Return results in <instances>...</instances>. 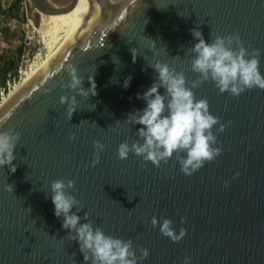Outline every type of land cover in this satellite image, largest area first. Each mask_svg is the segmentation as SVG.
<instances>
[{
  "label": "water",
  "instance_id": "water-1",
  "mask_svg": "<svg viewBox=\"0 0 264 264\" xmlns=\"http://www.w3.org/2000/svg\"><path fill=\"white\" fill-rule=\"evenodd\" d=\"M28 2L35 26L39 13L74 9L75 19L56 51L0 107V130L20 133L16 171L0 167V264H84L79 244L62 227L63 216L54 214L51 182L57 179L75 182L67 192L79 201L72 212L81 223L132 240L137 256L147 249L142 264H185L186 258L189 264H264V90L232 96L210 79L192 88L219 118L212 132L213 148L221 151L191 175L180 170L183 151L159 166L133 153L117 156L121 142H143L141 125L127 115L145 106L136 93L157 80L151 65L167 63L183 72L188 87L202 79L191 70L190 50L198 42L191 30L209 43L239 35L249 52L260 51L264 74V0ZM232 47H238L235 41ZM70 66L82 81L77 89L67 87ZM89 77L97 94L85 97L80 89L88 91ZM61 97L68 100L61 103ZM72 97L77 107L69 119ZM94 141L105 145L95 166ZM153 217L170 219L175 233L183 228L185 236L173 242L159 223L153 227Z\"/></svg>",
  "mask_w": 264,
  "mask_h": 264
},
{
  "label": "clouds",
  "instance_id": "clouds-1",
  "mask_svg": "<svg viewBox=\"0 0 264 264\" xmlns=\"http://www.w3.org/2000/svg\"><path fill=\"white\" fill-rule=\"evenodd\" d=\"M191 35L198 41L190 50L195 53L191 70L199 73L202 79L188 87L183 72H176L167 63L157 62L151 65L158 74L157 80L142 93H136V98L143 100L145 106L127 115L128 122L141 125L137 132L143 142H121L117 148L119 159H127L133 153L143 161L159 166L161 161L167 162L174 153L183 151L185 156H177L180 170L185 175H191L221 151L220 148H213L217 137L212 132L219 118L210 113L206 99H196L192 88L210 79L220 93L227 92L232 96L253 88L264 90V74L259 69L261 53L258 49L249 52L242 45L239 35L216 36L211 43L203 38L200 30H191ZM233 41L238 47H232ZM151 48H155V42H152ZM131 51L135 62L137 50ZM69 75L71 80L67 87L77 89L82 81L77 77L74 66L69 67ZM131 80V76L124 80L125 90L130 87ZM89 82L91 87L88 91L80 89V94L85 97L89 93L92 96L97 94L94 78L89 77ZM161 88L165 89L166 94L160 92ZM66 100L68 97H61L60 102L64 103ZM76 107V98L72 97L67 110L69 119ZM223 130L224 125H221L219 131ZM19 139L20 133L12 128L0 130V167L7 165L13 173L16 171L13 164L16 159L14 151ZM70 139H75L74 133ZM93 146L95 151L92 164L95 166L100 161V153L105 145L94 141ZM74 187L75 182L71 179L67 183L63 179L53 180L51 200L55 216H63L62 227L69 232L68 238L79 244L84 264H142L149 255L147 249H140L141 254L137 256L132 240L106 235L100 227H94L92 222L81 223V217L72 212L79 201L67 192ZM7 190L13 189L8 185ZM84 219H88L87 214ZM158 223L160 232L173 242L179 241L186 234V230L182 228L177 235L170 219L165 218L161 222L153 217V227ZM185 264H189L188 258L185 259Z\"/></svg>",
  "mask_w": 264,
  "mask_h": 264
},
{
  "label": "rangeland",
  "instance_id": "rangeland-1",
  "mask_svg": "<svg viewBox=\"0 0 264 264\" xmlns=\"http://www.w3.org/2000/svg\"><path fill=\"white\" fill-rule=\"evenodd\" d=\"M0 2L5 8H8L10 5H14L16 0H0ZM22 11L26 14L24 18L20 16ZM11 13L5 16L0 14V63L6 62L10 69L16 67L19 73L18 79L9 85V91L19 81V71L28 69L32 58L39 52L42 40L41 33L32 23L28 0L21 2L19 10L16 11L18 14L15 11ZM7 94L0 97V102Z\"/></svg>",
  "mask_w": 264,
  "mask_h": 264
},
{
  "label": "bare ground",
  "instance_id": "bare-ground-1",
  "mask_svg": "<svg viewBox=\"0 0 264 264\" xmlns=\"http://www.w3.org/2000/svg\"><path fill=\"white\" fill-rule=\"evenodd\" d=\"M35 13V10H33ZM75 19L74 9L61 14L45 15L39 13L38 26L35 28L41 33V47L39 52L32 58L28 69L20 71L19 81L10 89L8 95L4 96L0 102V107L28 80L56 51ZM35 20V17H34ZM33 21V18H32ZM34 22V21H33ZM32 22V23H33Z\"/></svg>",
  "mask_w": 264,
  "mask_h": 264
},
{
  "label": "trees",
  "instance_id": "trees-1",
  "mask_svg": "<svg viewBox=\"0 0 264 264\" xmlns=\"http://www.w3.org/2000/svg\"><path fill=\"white\" fill-rule=\"evenodd\" d=\"M24 0H16V3L14 5H10L8 8H5L3 3L0 2V14H3V16L7 15L8 13H11L13 11H18L19 10V6L21 4V2H23ZM13 14V13H11ZM18 14V13H16ZM25 12L22 11L20 16L22 18L25 17ZM17 16V15H15ZM18 16V18H21ZM9 74V76H8ZM18 69L16 67H12L11 69L9 67H7V63L6 62H1L0 63V92L2 91L4 94H7V92L9 91V86L10 84H13L17 79H18Z\"/></svg>",
  "mask_w": 264,
  "mask_h": 264
},
{
  "label": "built area",
  "instance_id": "built-area-1",
  "mask_svg": "<svg viewBox=\"0 0 264 264\" xmlns=\"http://www.w3.org/2000/svg\"><path fill=\"white\" fill-rule=\"evenodd\" d=\"M19 72H20V71H19ZM8 86H9V85H8ZM3 94H4V93L1 91V92H0V97H2V96H3Z\"/></svg>",
  "mask_w": 264,
  "mask_h": 264
}]
</instances>
